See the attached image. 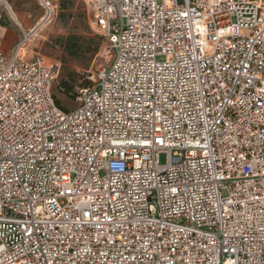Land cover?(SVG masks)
<instances>
[{"label":"built area","instance_id":"built-area-1","mask_svg":"<svg viewBox=\"0 0 264 264\" xmlns=\"http://www.w3.org/2000/svg\"><path fill=\"white\" fill-rule=\"evenodd\" d=\"M40 1L37 27L22 31L10 56L0 51V264H117V249L138 254L141 230L155 240L148 251L157 264H264V0H82L109 60L70 109L53 96L60 63L22 56L55 15ZM133 92L155 102L160 131L127 107ZM134 135L164 143L96 156L100 139ZM193 136L199 145L187 143ZM65 175L74 201L60 194ZM111 180L119 204L101 188ZM93 184L103 197L97 206L128 218L126 251L119 235L117 249L97 238H112L107 226L74 227L72 212Z\"/></svg>","mask_w":264,"mask_h":264},{"label":"rangeland","instance_id":"rangeland-1","mask_svg":"<svg viewBox=\"0 0 264 264\" xmlns=\"http://www.w3.org/2000/svg\"><path fill=\"white\" fill-rule=\"evenodd\" d=\"M0 23L3 21L5 30L0 34V51L10 56L17 42L22 38V31H28L37 27L43 8L40 0H0ZM53 8L55 15L50 22L39 26L40 29L33 31V34L25 46L22 56L24 60H39L44 63L52 61L61 64V71L58 80L65 74L75 77L76 87L74 93L66 96L62 90L54 84L53 94L56 100L64 108H73L77 104V92L79 85L84 80L91 82L92 78L107 65L108 43L93 30L89 24L86 6L82 0H44ZM61 4L64 10H61ZM14 13H20L23 20L20 21ZM17 19L15 21L14 19ZM2 27V26H0ZM69 35L80 36V44L86 46L89 39H101L103 46L99 52L89 55L83 47L80 53L74 57L66 55L63 40ZM164 163V157H160Z\"/></svg>","mask_w":264,"mask_h":264},{"label":"snow or ice","instance_id":"snow-or-ice-1","mask_svg":"<svg viewBox=\"0 0 264 264\" xmlns=\"http://www.w3.org/2000/svg\"><path fill=\"white\" fill-rule=\"evenodd\" d=\"M165 4L168 5V7L172 6V0H165ZM180 16L182 17H188L190 20L191 18L189 17V13L187 11H183L179 13ZM192 23L196 24V29L199 30V24L195 21H192ZM191 31V26L189 28ZM193 41H195L196 37H192ZM202 51L201 48L196 47L194 48L192 52V58L195 59L196 55L198 52ZM172 67L173 70H175V66H170ZM165 69H160V75H163V72ZM135 79V78H134ZM197 79H199L197 77ZM166 83V81H165ZM218 87H223L222 84L219 82L217 83ZM187 89H181V94L186 92ZM197 92L200 91V89H196ZM262 93H264V89L261 90ZM149 96L152 95V92L148 93ZM168 95H172L170 91H165L164 96L167 97ZM131 96L133 97V100L131 103L127 104V107L129 109H135L136 110V115L148 120L152 119L154 122L152 124V132L160 131V129L155 128V118L160 117L161 113L159 111H156V108L152 105H154V101L150 100H138L135 99L136 97L139 96L138 92H133L131 93ZM226 103L223 105L226 107ZM232 103L235 105L236 103H239L238 101H232ZM161 105L163 107H168V105L165 103L164 100H161ZM201 109H203V105H200ZM217 107H221V105H217ZM264 107V106H262ZM144 109H149L153 112L152 117H148L144 113ZM182 110V109H181ZM179 114V113H178ZM161 119H163L161 117ZM103 136V134H102ZM196 142L197 145H199V141L196 140V138L193 136L191 139L187 141L189 145H191L193 142ZM163 144L164 140L163 139H157L155 137L149 138L148 135H145L143 138L138 139L135 135L131 138H123L121 139L120 137H108V138H102L99 141H97L96 145H94V150L96 153V156L99 157L101 155L107 157L112 150L114 146L117 145H123V146H132V145H138L141 148H147L151 147L153 144ZM121 152L124 151V147H121ZM110 167H111V162H109ZM7 167V165H5ZM137 167H140L139 160H137ZM65 168L67 169V165H65ZM64 180L66 182L65 184V189L63 192H61V195H67L71 196L73 201L75 200L76 192H73L71 185L67 183L68 181V176L65 175ZM83 183V181H82ZM118 181L111 180V183L109 185H104L103 182H101V188H104L107 190L109 193L108 200L115 199L116 203H121L118 192L116 191L115 188H113L111 185L117 184ZM58 192H60V189H57ZM83 191L79 187L77 188V192ZM170 193H175L177 189L175 187H170L169 188ZM113 193H115V197L113 196ZM86 199L82 200L79 204L76 205V210L72 212V215L77 217L76 220L73 221L74 227H84L87 228L89 225H91L92 228H102L103 226H107L111 229L110 235L112 238H108L104 236L103 231H100L97 233V238L104 237V242L108 245L111 246L113 249H117V243L118 241L115 239L117 235L120 236L121 238V247L126 251L128 247V238L129 234L131 232V229L128 231H125V222L127 221V216H121L122 213V208L121 209H116L113 208L111 212L108 211L103 205L97 206V201H100L103 199L101 195V189L96 188L95 184L92 185L91 188L86 190ZM108 200H105L104 203H108ZM46 203H51L55 205V201H47ZM229 205L232 203V201L227 202ZM36 212H40L41 209H33ZM120 217V218H118ZM67 217H65V221H67ZM103 221V224L101 223ZM131 223V222H129ZM146 223V222H145ZM134 227V225H133ZM72 229H69V232H71ZM264 231V230H262ZM25 233L27 235H31V230L29 228H25ZM136 244L140 245V248L138 249V254L136 255H130V256H124L123 252L117 249V255L120 257V261H117V264H141V258L145 257L148 260V264H157L156 260L154 259L155 253H152L149 255V248H155V240L152 238L145 239V232L141 230L140 236L136 237ZM59 255V253H57ZM101 256H105L106 254H100ZM160 264H174L173 260L169 257H164L161 261ZM227 264H238L237 261L234 260H229L227 261Z\"/></svg>","mask_w":264,"mask_h":264},{"label":"trees","instance_id":"trees-1","mask_svg":"<svg viewBox=\"0 0 264 264\" xmlns=\"http://www.w3.org/2000/svg\"><path fill=\"white\" fill-rule=\"evenodd\" d=\"M61 10H64V6L61 4ZM4 21V20H3ZM3 21L1 20L0 26L4 27ZM63 40V47L65 50L66 55L70 56V57H74L77 54L80 53V50L85 47L86 51L89 55H94L97 54L100 50V48L103 46V41L101 39H89L91 41L86 43V46H83L80 44V36L78 35H69L65 38H61ZM61 65V64H60ZM61 71V70H60ZM91 85V82L88 80H84L83 82H81V84L79 85L82 88H86L89 87ZM57 86L59 87V89L62 90L63 94H65L66 96H69L70 94L76 95L73 91L74 88L76 87V79L73 76H70L69 74H65L64 76H62L58 82H57ZM78 95V93H77ZM54 96V94H53ZM56 105L64 108L60 105L59 101L56 100L55 96H54Z\"/></svg>","mask_w":264,"mask_h":264},{"label":"crops","instance_id":"crops-1","mask_svg":"<svg viewBox=\"0 0 264 264\" xmlns=\"http://www.w3.org/2000/svg\"><path fill=\"white\" fill-rule=\"evenodd\" d=\"M14 14H16L17 16H18V18H19V20L20 21H22L23 20V18H22V16H21V14L20 13H14ZM5 30V28H3V27H0V34L3 32Z\"/></svg>","mask_w":264,"mask_h":264},{"label":"bare ground","instance_id":"bare-ground-1","mask_svg":"<svg viewBox=\"0 0 264 264\" xmlns=\"http://www.w3.org/2000/svg\"><path fill=\"white\" fill-rule=\"evenodd\" d=\"M0 3H3V2L1 1ZM14 19H15V21L17 20V19L15 18V16H14ZM23 52H24V51H23ZM23 52H22V53H23Z\"/></svg>","mask_w":264,"mask_h":264}]
</instances>
